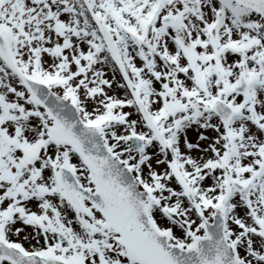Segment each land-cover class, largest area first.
Returning <instances> with one entry per match:
<instances>
[{
	"label": "snow or ice",
	"instance_id": "obj_1",
	"mask_svg": "<svg viewBox=\"0 0 264 264\" xmlns=\"http://www.w3.org/2000/svg\"><path fill=\"white\" fill-rule=\"evenodd\" d=\"M0 264H264V0H0Z\"/></svg>",
	"mask_w": 264,
	"mask_h": 264
}]
</instances>
